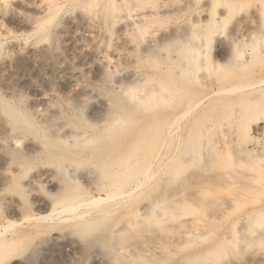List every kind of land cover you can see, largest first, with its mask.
Here are the masks:
<instances>
[{
	"label": "rangeland",
	"instance_id": "obj_1",
	"mask_svg": "<svg viewBox=\"0 0 264 264\" xmlns=\"http://www.w3.org/2000/svg\"><path fill=\"white\" fill-rule=\"evenodd\" d=\"M106 1L0 0V100L7 108L45 124V137L56 139L75 127L97 129L92 121L106 126L107 115L128 107L116 133L121 149L150 143L118 167L106 154L70 158L61 163L66 175L51 180L43 171L59 166L47 159L42 136L15 125L0 104V226L15 223L0 236V264H264V127L254 133L253 154L245 150V133L264 126V90L242 88L264 79V0H117L116 13ZM54 3L59 9L48 17ZM180 36L198 53L189 58L176 108L157 96L143 109L139 97L176 65L171 50L179 47L168 42ZM216 60L225 64L215 67ZM219 88L231 90L182 121L177 154L192 145L195 163L179 171L181 164L168 162L171 149L165 154L177 142L170 114ZM73 149L93 153L81 143ZM208 150L216 154L203 169ZM145 170L150 180L128 195ZM64 190L79 197L58 203ZM98 197L106 200L90 203ZM161 198L172 207L158 219L146 207ZM99 207L106 210L97 214ZM39 216L46 218L31 220ZM86 218L107 224L82 236L74 225Z\"/></svg>",
	"mask_w": 264,
	"mask_h": 264
},
{
	"label": "bare ground",
	"instance_id": "obj_2",
	"mask_svg": "<svg viewBox=\"0 0 264 264\" xmlns=\"http://www.w3.org/2000/svg\"><path fill=\"white\" fill-rule=\"evenodd\" d=\"M133 0H122V2H126L125 4H129L130 2L132 3ZM106 2H108V5L111 8V11L116 13V10L118 9L117 7V0H107ZM117 2V3H116ZM117 4V5H116ZM58 5V4H57ZM119 6V5H118ZM124 6V5H123ZM127 6V5H126ZM61 8V7H60ZM49 12H51L50 15H48V17H53L55 15V12L57 11V9H59V5L58 7L56 6V4H51L50 7L48 8ZM110 10V9H108ZM112 16V15H111ZM50 19V18H49ZM168 44L170 46H173L175 44H177V47H179V49L171 50L172 53H175L176 56L174 57V61L176 63V65H174V68L170 67V72L168 74V76L163 80L162 83H157L153 88H151L148 91L147 96L145 97H139L138 99V103L140 107L144 108H149L148 105L151 104V100H154L157 96H158V102L159 103H165L169 106L170 109L176 108V104L179 101V96L180 93L182 91L181 86L179 83H181L184 78H186L188 76V74L190 73L191 69L188 66V61L189 58H193L194 56H197L198 53V45L192 43V41H189L188 39H184V37L180 36V37H172L170 38V41L168 42ZM244 54L240 53V56L242 57ZM249 60L245 59L242 61V65L248 64ZM213 66H219L225 63H219V61H213ZM99 67V66H98ZM102 67V66H101ZM100 67V68H101ZM255 87L256 91H263L264 90V79H259L247 86H243L242 88H253ZM127 89L132 93V95H135V91H137L136 86H130L127 87ZM231 89H227V88H219L217 90H214L212 92H210L209 94L199 98L198 100L192 102L187 108L183 109L182 111L176 113V114H170V123H169V134L172 136H175L177 138V142L173 145V147L171 148L172 144L170 146H168V150H166V153H169L170 151V156L168 158V162L172 163L174 162V166L180 165L181 167L179 169V171H185L183 170L185 166L187 165H193L195 163V158H194V148L187 146L188 149H184V151L182 152L181 156H178V152L180 147H181V142L178 143V140L181 138L182 136V129H183V119L185 116L189 115V114H193L192 112L195 110L200 109L205 101H207L208 99H210L213 95L221 93V92H226V91H230ZM235 90H238V88H236ZM240 90V88H239ZM116 97V96H115ZM260 96H255V97H251V98H247V102L249 101L250 103H255L257 102L258 98ZM42 102H48L46 101V96H43L39 99ZM48 100V99H47ZM0 104H1V109L6 112L10 119H12L15 123V125L17 126H21L24 130H27L29 132H34L35 134H37L39 136H42L41 138L43 139V141L46 143V149L48 151V157L47 159H52V160H57L58 162V168L54 169H46L45 171H43L42 174H44L46 177L50 178L51 180L54 179V177L56 175H66L67 173V167L64 165H61L62 162H66L67 160L71 161L74 160V157H79L80 161H85V160H89L91 158L95 159H103V158H107L105 157V154L110 157V164H114V166L118 167V166H122V164L125 162H127V157L129 155V153L132 151L134 152L135 149H141L144 147L145 148H149L150 147V143L149 140H145L146 143H144L142 140V142L140 143V141H137L135 144H132L130 147H126L125 149H121L122 145H123V141L121 139H119V137L116 135L117 131L120 130L121 126L127 122V116H128V107L122 108V113H110L109 115H107L104 120L105 122H107L106 126L103 127H98V123L96 122L95 125V121H90L91 125L96 126L95 128L97 129H92V131L90 130H84V129H80V128H76L75 127V131L72 130L73 132H70L71 134L69 136L67 135H62L60 137H57L56 139L52 138V137H45V134H47L46 132V128H45V124L44 125H39L36 122H34L32 120V118L29 116V114L25 113V112H19L16 109H9L7 108V106L4 104L3 101L0 100ZM235 114L238 113V110H235ZM28 112V111H27ZM33 117V115H32ZM168 117V116H167ZM35 118V117H33ZM103 120V122H104ZM94 122V123H93ZM263 122H259L258 125L253 128V132H246L245 133V145H246V154L251 155L253 154V149L254 147L252 146L254 143V139L255 137V131H258L260 129H262L264 126H262ZM44 126V127H43ZM81 126V125H79ZM20 127V128H21ZM92 127V126H91ZM21 129V130H23ZM87 129V128H86ZM89 129V128H88ZM28 132V133H29ZM33 133V134H34ZM44 133V134H43ZM149 134V133H148ZM67 136V137H66ZM148 138L150 139L152 137V134L150 135H146ZM145 139V138H144ZM57 141V145L54 146L52 143V141ZM197 141V140H195ZM79 143L85 145L88 147L89 151H92L93 153H90L91 155H82V153H76L75 149H73L76 145H78ZM109 147L108 152H103L104 148ZM214 148V146H213ZM215 150H208V151H204L201 154V160L203 162V169L206 167V163H213V161H211L212 157H213V152ZM253 151V152H252ZM94 153L96 155H94ZM177 154V155H176ZM214 154H216V152H214ZM158 155H163V153L159 150L157 152V155H155L156 157H158ZM179 159H177L178 157ZM113 159V160H112ZM178 161L176 164L175 162ZM131 164H133V162H131ZM150 164V163H149ZM148 161H147V165ZM138 165H131V169H133V167H137ZM264 167V166H263ZM130 169V168H129ZM148 169V168H147ZM134 170V169H133ZM135 171V170H134ZM187 173V171H186ZM143 174H145V177H147L146 179L141 180L138 184L135 185V187H133L129 192L128 195L132 194L135 190L143 187L150 179H149V170H145L143 172ZM187 177V176H186ZM186 178H183V180L185 181ZM64 180V184L65 187L63 186V188H69V180L68 178H63ZM108 188H112V183L110 185H107ZM101 187H105L103 185H101ZM122 187V185L116 186L115 188H117L116 190H120V188ZM69 190V189H68ZM71 191V190H70ZM65 193H63L62 195H60V197L58 198L59 201H57L58 203L60 202H67V201H76L77 198L79 197L78 193L75 192H70V194L68 193V191H65ZM117 195V193H111L108 194L106 199H110L113 196ZM106 199H103L102 197H98V198H94L90 201V203L92 202H101V201H105ZM166 200V199H165ZM164 199H158L153 201L151 204H149L146 207V211L148 212L149 215H155L156 218L160 219L162 217H164L165 213H167V210L171 209V205L166 204L168 207L163 206L162 204L165 205V203H167V201L165 202ZM164 202V203H163ZM169 202V201H168ZM78 206L80 205H84L85 202H78ZM76 206V207H78ZM76 207L74 209H76ZM74 209H71V211H73ZM106 210V207H99L96 209V213H103ZM65 211H69L68 207H64L62 209V212ZM95 212V211H94ZM30 218L27 217V219ZM45 216H39L36 218H33L31 220H43L45 219ZM107 224V220L104 218H99V219H81L80 222L76 223L74 225V231L82 236H87L89 233H92V231H96V230H101L103 229V227H105ZM15 225L14 222H8V224H4L0 226V236L2 235V231H8L11 227H13ZM105 230V229H104ZM110 235V234H109ZM109 239V238H107ZM5 238H2L1 241H5ZM9 240V239H8ZM11 240V239H10ZM110 240V239H109Z\"/></svg>",
	"mask_w": 264,
	"mask_h": 264
}]
</instances>
